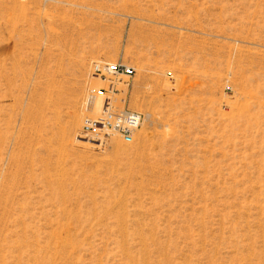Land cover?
<instances>
[{
    "label": "rangeland",
    "instance_id": "obj_1",
    "mask_svg": "<svg viewBox=\"0 0 264 264\" xmlns=\"http://www.w3.org/2000/svg\"><path fill=\"white\" fill-rule=\"evenodd\" d=\"M0 264H264V0H0Z\"/></svg>",
    "mask_w": 264,
    "mask_h": 264
},
{
    "label": "built area",
    "instance_id": "obj_2",
    "mask_svg": "<svg viewBox=\"0 0 264 264\" xmlns=\"http://www.w3.org/2000/svg\"><path fill=\"white\" fill-rule=\"evenodd\" d=\"M95 72L98 76H113L117 77L120 72L125 74H130V71L121 70L117 66L111 65H97L95 67ZM111 111V112H110ZM111 107L108 105L104 117L96 121L88 122V129L92 127H97V125L102 126L99 130L105 131L111 129L115 133L119 134L125 141H132V134L136 131L142 123V116L138 113L133 112H123V113H112ZM96 122V123H95Z\"/></svg>",
    "mask_w": 264,
    "mask_h": 264
},
{
    "label": "bare ground",
    "instance_id": "obj_3",
    "mask_svg": "<svg viewBox=\"0 0 264 264\" xmlns=\"http://www.w3.org/2000/svg\"><path fill=\"white\" fill-rule=\"evenodd\" d=\"M90 101H89V111L92 112V115L94 114L95 116H99L102 113V108H103V101L102 99H99V97H97L96 95H89ZM109 105V104H108ZM108 107V106H107ZM105 110V109H104ZM115 110V109H114ZM106 111V110H105ZM114 112V111H113ZM117 112V111H116ZM105 113H103L104 115ZM81 115V114H80ZM79 115V113H75L74 116H72L73 118L71 119V126L74 129H79L81 127V125L83 124V119L82 117ZM102 117V116H101ZM96 120V119H95ZM90 120H88L89 122ZM92 121V120H91ZM87 122V120H86ZM85 122V123H86ZM87 124V123H86ZM70 130V129H69ZM72 130V129H71ZM65 132V131H64ZM107 132V131H106ZM114 132V131H113ZM110 130H108V132L106 134H112L113 133ZM64 134V133H63ZM83 139H86L88 141H94V138H86V136H80ZM87 145V144H86ZM96 146V145H94Z\"/></svg>",
    "mask_w": 264,
    "mask_h": 264
}]
</instances>
